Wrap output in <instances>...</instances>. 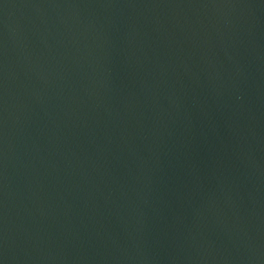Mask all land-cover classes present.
<instances>
[{"label": "water", "instance_id": "obj_1", "mask_svg": "<svg viewBox=\"0 0 264 264\" xmlns=\"http://www.w3.org/2000/svg\"><path fill=\"white\" fill-rule=\"evenodd\" d=\"M0 264H264V0H0Z\"/></svg>", "mask_w": 264, "mask_h": 264}]
</instances>
